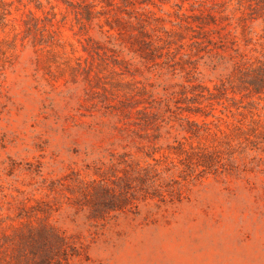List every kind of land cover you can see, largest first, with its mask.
Here are the masks:
<instances>
[{"label":"rangeland","instance_id":"374dc122","mask_svg":"<svg viewBox=\"0 0 264 264\" xmlns=\"http://www.w3.org/2000/svg\"><path fill=\"white\" fill-rule=\"evenodd\" d=\"M39 1L42 10L26 0L25 6L15 4L0 29L1 227L34 224L47 216L85 247V255L70 264H264V95L227 89L212 102L207 118L180 115L211 123L212 131L217 127L225 134L257 121L263 134L258 149L233 156L238 164L246 163L247 171L186 177L167 150L178 143L186 149L198 144L172 116L181 88L198 83L216 93L213 88L234 75L236 61H262V21H246L243 31L247 11L233 12L235 0H131L134 5L126 8H118V0L110 7L105 0H69L72 7L62 0ZM213 2L225 3L226 37L218 43L214 36L215 45H195L192 17ZM84 6L107 14L85 21L74 15ZM50 7L56 55L22 39L21 33L29 12L43 19ZM115 16L135 27L136 18L142 20L151 59L132 52L128 33L109 30L105 20ZM77 59L92 61L102 79L89 84L82 74L72 76ZM121 103L132 104L127 118L116 110ZM146 115L160 127L154 154L159 170L170 162L177 166L164 178L180 183L181 201H146L134 213L89 221L87 211L74 205L77 179H94L92 169L108 164L111 153L143 157L135 147L147 143L134 133L143 134Z\"/></svg>","mask_w":264,"mask_h":264},{"label":"trees","instance_id":"16d2710c","mask_svg":"<svg viewBox=\"0 0 264 264\" xmlns=\"http://www.w3.org/2000/svg\"><path fill=\"white\" fill-rule=\"evenodd\" d=\"M23 1L25 0H0V29L6 27V18L11 15L15 4L25 6ZM26 1L28 4L32 3L37 10L43 8L39 0ZM118 1L121 4L118 8L134 5L131 0ZM235 1L238 8L233 12L240 9L247 11L245 18H242L244 21L243 31L247 29L246 21L260 20L264 26V0ZM62 2L68 7L73 6L69 0H62ZM113 2L114 0H105L108 7L112 6ZM224 5L225 3L213 2L199 15L192 17V23L196 28L193 30L196 34L192 38L199 40L194 42L195 45H215L216 42L214 43L212 40L214 36H216L218 43H222L226 37L223 32L229 26V24H225L229 18L225 14ZM16 10L19 9L16 7ZM51 10L50 7L49 11L43 13V19L35 17L29 12L26 19L22 20L23 30L21 33L22 39H29L34 46L46 48L48 53L56 55L53 50L56 45L55 35L57 31L53 29L55 25L52 22L54 13ZM105 14L107 13H93L90 6H84L82 12L79 13L74 11L76 17L79 16L85 21L92 20L96 17L95 15ZM136 21L137 27L131 23L126 24L115 16L112 20L106 19L105 25L109 27L110 31L116 30L119 35L128 33L132 52L137 53L143 59H151V52L146 51L149 42L144 40L147 36L144 25L141 23V19L136 18ZM188 28L192 29L191 27ZM14 31H16L15 28ZM134 31L137 32L136 35L133 34ZM83 50L87 52L90 59H93L89 49L84 48ZM234 67V75L226 82H222L220 86L213 88L216 93L198 83L189 87L183 86L178 93L179 97L176 100V111L178 112L174 111L172 116L174 115V118L180 122L181 130L190 134V137L196 140L198 144L196 147L189 145L186 149L183 144L178 143L175 147L168 146L167 150L172 151V154L178 158V166L182 172L186 173V177L197 178L210 173L232 174L247 171L246 163L238 164L237 159L233 156L235 153L245 154L248 150L258 149L259 139L263 137V134L258 131L260 126L254 119H251L247 128L238 124L231 133L225 134L217 127L216 131H212L211 123L202 121V124H198L189 118H180L182 113L207 118L210 115L208 109H211L212 102L221 98L227 89L232 94L246 92L249 96L264 95V54L262 61L248 64V62L245 63L239 59L234 63ZM70 68L72 76L82 74L84 80L89 84L91 79H102L101 72L95 73L93 71L92 61L83 60L81 62L80 59H77L75 66ZM92 72L95 74L90 77ZM132 92L130 90L128 96L131 97ZM131 105L121 103V106L116 110L120 116L127 118V109L132 108ZM142 122L143 134L136 132L134 135L141 142H146L147 145H138L135 148L145 158L136 159L127 152L120 155L111 153L108 164L101 163L92 169L94 179L91 181L77 179L75 187L79 198L75 200L74 205L78 209L87 211L86 218L89 221H106L122 213H134L138 205L146 201H156L157 204L161 205L181 201L182 187L180 183L174 179L166 180L164 178L177 166L170 162L171 166L159 170L160 160L154 158L155 152H159L156 141L160 138L158 133L160 127L156 125V121L151 115H146ZM201 141H205V143H201ZM234 142L236 143L234 144ZM148 159L153 160L154 163H148ZM167 160L168 157H164V162ZM34 210L37 213H46L43 209ZM38 220L34 224L25 222L8 227H1L2 221H0V264H70L73 260L85 255V247L73 241L72 238L51 224L47 216Z\"/></svg>","mask_w":264,"mask_h":264}]
</instances>
